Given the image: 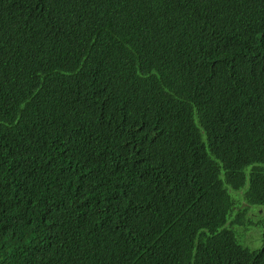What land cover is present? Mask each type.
Returning a JSON list of instances; mask_svg holds the SVG:
<instances>
[{"label":"trees","instance_id":"trees-1","mask_svg":"<svg viewBox=\"0 0 264 264\" xmlns=\"http://www.w3.org/2000/svg\"><path fill=\"white\" fill-rule=\"evenodd\" d=\"M256 210L264 0H0V264H264Z\"/></svg>","mask_w":264,"mask_h":264},{"label":"rangeland","instance_id":"rangeland-1","mask_svg":"<svg viewBox=\"0 0 264 264\" xmlns=\"http://www.w3.org/2000/svg\"><path fill=\"white\" fill-rule=\"evenodd\" d=\"M239 192H241V191L239 190ZM257 213H259V214H261V215L264 216V212L262 213L261 210H258ZM229 221L230 220H228V222L226 224V227H228ZM263 222H264V218L262 219V222L260 224H254L251 227H249L248 230L246 231L247 233L244 232L246 234H243V233H235L234 234L235 235V238L236 237H240V238L245 239V237L251 232V230H253V232H252V239H251V241H249L250 244H252L253 247H251L250 245H248V247H249V249L251 251L258 250L261 247V243H262L261 234L263 232V227L261 228V226H262ZM256 228H259V229H256ZM259 230H260V233H259Z\"/></svg>","mask_w":264,"mask_h":264},{"label":"clouds","instance_id":"clouds-1","mask_svg":"<svg viewBox=\"0 0 264 264\" xmlns=\"http://www.w3.org/2000/svg\"><path fill=\"white\" fill-rule=\"evenodd\" d=\"M223 240L227 241V240H230V239H226V238H225V239H223ZM256 247H257V246H256Z\"/></svg>","mask_w":264,"mask_h":264},{"label":"bare ground","instance_id":"bare-ground-1","mask_svg":"<svg viewBox=\"0 0 264 264\" xmlns=\"http://www.w3.org/2000/svg\"><path fill=\"white\" fill-rule=\"evenodd\" d=\"M254 174V173H253Z\"/></svg>","mask_w":264,"mask_h":264}]
</instances>
